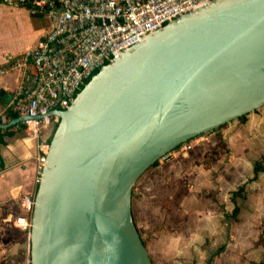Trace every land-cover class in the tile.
<instances>
[{
	"label": "water",
	"instance_id": "95a60500",
	"mask_svg": "<svg viewBox=\"0 0 264 264\" xmlns=\"http://www.w3.org/2000/svg\"><path fill=\"white\" fill-rule=\"evenodd\" d=\"M263 106L264 0H215L125 51L54 112L31 264H153L132 215L139 178Z\"/></svg>",
	"mask_w": 264,
	"mask_h": 264
},
{
	"label": "crops",
	"instance_id": "0c3cea01",
	"mask_svg": "<svg viewBox=\"0 0 264 264\" xmlns=\"http://www.w3.org/2000/svg\"><path fill=\"white\" fill-rule=\"evenodd\" d=\"M50 28L36 8L0 5V70ZM34 73L28 64L0 76V264H31L30 237L16 220L25 214L23 198L39 187L37 140L22 124L8 126V113ZM188 144L190 151H173L133 188V219L152 263L264 264V106Z\"/></svg>",
	"mask_w": 264,
	"mask_h": 264
},
{
	"label": "built area",
	"instance_id": "2783aa9c",
	"mask_svg": "<svg viewBox=\"0 0 264 264\" xmlns=\"http://www.w3.org/2000/svg\"><path fill=\"white\" fill-rule=\"evenodd\" d=\"M215 0H0L9 8H36L50 21L49 32L36 46L10 67L3 76L28 64L34 69L30 87H19L9 110L29 135L37 140L38 173L41 176L50 151L43 140L46 129L55 128L60 118L90 80L105 66L182 16L209 6ZM6 123V115L1 116ZM179 149V148H178ZM192 149L190 144L180 148ZM169 158V154L159 161ZM36 195L23 198L24 215L16 225L30 237Z\"/></svg>",
	"mask_w": 264,
	"mask_h": 264
},
{
	"label": "trees",
	"instance_id": "16d2710c",
	"mask_svg": "<svg viewBox=\"0 0 264 264\" xmlns=\"http://www.w3.org/2000/svg\"><path fill=\"white\" fill-rule=\"evenodd\" d=\"M28 8H29V7H28ZM8 115L10 116L11 120H16V119L18 118L17 114L14 113V112H12V111H11L10 113H8ZM56 128H57V127H56ZM56 128H55V129H56ZM220 128H221V127H220ZM54 131H55V130H54ZM158 162H159V161H157V162L153 165V167L156 166V165H158Z\"/></svg>",
	"mask_w": 264,
	"mask_h": 264
},
{
	"label": "rangeland",
	"instance_id": "374dc122",
	"mask_svg": "<svg viewBox=\"0 0 264 264\" xmlns=\"http://www.w3.org/2000/svg\"><path fill=\"white\" fill-rule=\"evenodd\" d=\"M12 36H13V35H12ZM12 36H11V37H12ZM210 133H211V132H210ZM205 135H206V134H205ZM52 136H53V132H52L51 135H50V140H51ZM202 136H203V135H202ZM200 137H201V136H200ZM200 137H198V138H200ZM194 140H196V139H194ZM194 140H193V141H194ZM190 142H192V141H190ZM190 142H188V143H190ZM182 146H183V145H182ZM179 148H181V147H179Z\"/></svg>",
	"mask_w": 264,
	"mask_h": 264
}]
</instances>
